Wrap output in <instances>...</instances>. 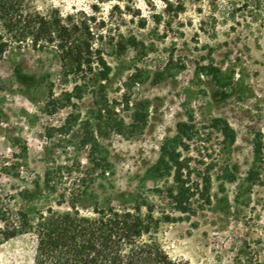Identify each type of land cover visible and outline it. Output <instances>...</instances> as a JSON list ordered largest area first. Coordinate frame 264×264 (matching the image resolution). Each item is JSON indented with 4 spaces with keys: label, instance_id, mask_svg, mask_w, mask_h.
I'll return each instance as SVG.
<instances>
[{
    "label": "rangeland",
    "instance_id": "obj_1",
    "mask_svg": "<svg viewBox=\"0 0 264 264\" xmlns=\"http://www.w3.org/2000/svg\"><path fill=\"white\" fill-rule=\"evenodd\" d=\"M31 1L86 21L111 73L67 69L53 48L0 60V264H33L37 243L5 238L6 209L89 215L136 198L174 217L156 234L174 258L264 264V0ZM165 149L199 185L191 213L165 194Z\"/></svg>",
    "mask_w": 264,
    "mask_h": 264
},
{
    "label": "trees",
    "instance_id": "obj_2",
    "mask_svg": "<svg viewBox=\"0 0 264 264\" xmlns=\"http://www.w3.org/2000/svg\"><path fill=\"white\" fill-rule=\"evenodd\" d=\"M94 39L95 32L74 12L55 5L41 11L31 0H0V60L13 45L53 48L65 68L87 66L92 70L98 65V79L107 80L111 66ZM235 140L232 134L231 142ZM179 155H167L165 149L157 165L172 175L173 183L165 194L173 209L191 213L199 185ZM207 201H211L209 195ZM154 208L146 199L136 198L120 207L96 206L89 215L81 214L75 205L63 212L50 207L35 218L26 213L15 216L6 209L2 220L6 239L28 230L35 234L33 264H188L171 256L156 237L161 223L174 217L166 212L158 216Z\"/></svg>",
    "mask_w": 264,
    "mask_h": 264
}]
</instances>
